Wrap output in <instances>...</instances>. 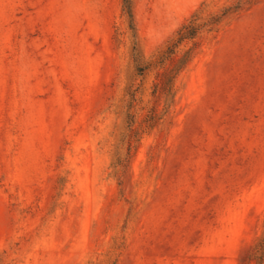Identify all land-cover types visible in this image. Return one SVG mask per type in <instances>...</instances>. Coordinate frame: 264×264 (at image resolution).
I'll use <instances>...</instances> for the list:
<instances>
[{"label":"rangeland","instance_id":"obj_1","mask_svg":"<svg viewBox=\"0 0 264 264\" xmlns=\"http://www.w3.org/2000/svg\"><path fill=\"white\" fill-rule=\"evenodd\" d=\"M235 1L0 0V264H264V0L156 62Z\"/></svg>","mask_w":264,"mask_h":264},{"label":"trees","instance_id":"obj_2","mask_svg":"<svg viewBox=\"0 0 264 264\" xmlns=\"http://www.w3.org/2000/svg\"><path fill=\"white\" fill-rule=\"evenodd\" d=\"M251 1L253 0H236L234 3L223 7L219 12L211 13L206 17H203V9L195 11L194 14L176 30L166 47L160 50L156 62H163L171 58L176 47L180 43L185 40H194L204 28L215 29L225 19H229L233 15L238 14L244 8V5ZM123 11L129 18H132L131 0H123ZM165 82L167 86H171L169 79ZM262 261L263 257L260 256L258 264H262Z\"/></svg>","mask_w":264,"mask_h":264}]
</instances>
